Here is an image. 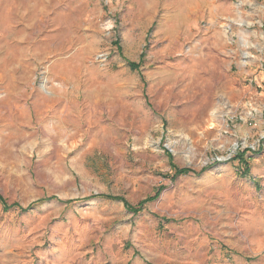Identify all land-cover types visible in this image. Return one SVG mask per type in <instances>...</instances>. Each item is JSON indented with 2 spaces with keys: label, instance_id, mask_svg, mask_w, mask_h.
I'll use <instances>...</instances> for the list:
<instances>
[{
  "label": "rangeland",
  "instance_id": "374dc122",
  "mask_svg": "<svg viewBox=\"0 0 264 264\" xmlns=\"http://www.w3.org/2000/svg\"><path fill=\"white\" fill-rule=\"evenodd\" d=\"M0 264H264V0H0Z\"/></svg>",
  "mask_w": 264,
  "mask_h": 264
},
{
  "label": "trees",
  "instance_id": "16d2710c",
  "mask_svg": "<svg viewBox=\"0 0 264 264\" xmlns=\"http://www.w3.org/2000/svg\"><path fill=\"white\" fill-rule=\"evenodd\" d=\"M133 69H136L137 68V65L135 64V65H132L131 66ZM242 161V160H241ZM179 174H181V175H183V174H187L188 173V171H179L178 172ZM178 175V174H177ZM176 175V176H177ZM116 200H119L118 198H116ZM120 201H123V203H125V206H126V208L127 209H129L130 211H133L134 213H139V211H140V209H142L143 208V206L147 203V202H150V200H146V201H144V202H142V203H140V205H139V208L137 209V208H133V207H131L127 202H125L124 200H122V199H120Z\"/></svg>",
  "mask_w": 264,
  "mask_h": 264
},
{
  "label": "crops",
  "instance_id": "0c3cea01",
  "mask_svg": "<svg viewBox=\"0 0 264 264\" xmlns=\"http://www.w3.org/2000/svg\"><path fill=\"white\" fill-rule=\"evenodd\" d=\"M25 57H28V55L27 54H23L22 55V58H25ZM41 58V57H40ZM42 59L44 60V59H46V56H42ZM33 63L35 64V59H34V54H33ZM256 251H258V248H257V246L255 245V243H254V245L252 246H249V249L247 248V250H246V252H250V253H253V252H256ZM238 260H236V262H237Z\"/></svg>",
  "mask_w": 264,
  "mask_h": 264
},
{
  "label": "bare ground",
  "instance_id": "6f19581e",
  "mask_svg": "<svg viewBox=\"0 0 264 264\" xmlns=\"http://www.w3.org/2000/svg\"><path fill=\"white\" fill-rule=\"evenodd\" d=\"M46 83H47V81H43V87H46Z\"/></svg>",
  "mask_w": 264,
  "mask_h": 264
}]
</instances>
